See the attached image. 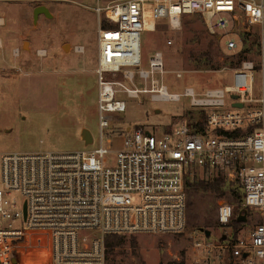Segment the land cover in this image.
I'll return each instance as SVG.
<instances>
[{
    "label": "built area",
    "instance_id": "built-area-1",
    "mask_svg": "<svg viewBox=\"0 0 264 264\" xmlns=\"http://www.w3.org/2000/svg\"><path fill=\"white\" fill-rule=\"evenodd\" d=\"M92 1L98 145L74 153L0 155V264H106L107 236L181 235L186 180L195 172L238 184L242 207L259 218L244 239L195 240V263L264 264V0ZM188 16L202 18L230 55H247L224 87L169 93L160 52L141 68L142 33L163 23L174 31ZM253 35L258 41L251 51L242 39ZM141 97L152 103L188 99L205 113L202 133L186 120L160 134L136 126L124 132L119 150L105 146L104 132L114 115L125 113V99L141 104ZM232 219L231 206L218 207L222 228Z\"/></svg>",
    "mask_w": 264,
    "mask_h": 264
},
{
    "label": "rangeland",
    "instance_id": "rangeland-1",
    "mask_svg": "<svg viewBox=\"0 0 264 264\" xmlns=\"http://www.w3.org/2000/svg\"><path fill=\"white\" fill-rule=\"evenodd\" d=\"M41 7L48 10L49 17L34 15ZM95 7L92 0H0V155L74 153L98 145ZM242 40L251 51L256 49L257 35ZM140 44L142 69H148V59L155 52L163 54L164 85L173 94L186 88L203 94L224 87L235 68L231 63L239 61L196 16L183 18L174 31L163 23L154 33L144 32ZM246 58L242 55L240 61ZM125 101V113L114 115L104 132L103 143L112 150H119L128 128L141 126L160 134L183 120L204 124L205 113L191 108L188 99L152 103L141 97V104L135 99ZM82 130L90 132L91 145L81 140ZM216 176L195 172L189 179L210 181ZM220 176L225 179L222 195L186 188L183 234L124 237L118 248L107 253L106 264H196L195 240L217 242L224 235L230 237V230L218 223V207L227 204L235 213L239 206L235 196L239 195V185ZM258 223L257 211L248 210L236 238H246Z\"/></svg>",
    "mask_w": 264,
    "mask_h": 264
},
{
    "label": "trees",
    "instance_id": "trees-1",
    "mask_svg": "<svg viewBox=\"0 0 264 264\" xmlns=\"http://www.w3.org/2000/svg\"><path fill=\"white\" fill-rule=\"evenodd\" d=\"M256 43V42H255ZM243 54H239L238 58L239 61L237 63L232 62L231 65L233 67H238L239 63L241 62V56ZM206 66L213 68L214 66H211L209 64H206ZM194 128L197 129V133H202L203 125H194ZM194 187L197 190H202L205 192H213L216 195H222L224 193V188H225V179L221 177L220 175L216 176V178H213L210 181H200L197 180L196 177L191 179L186 180V188H191ZM237 198H239V206L234 213L233 211V219L231 224L227 227V229L230 230L231 234L230 237L233 239L236 238L237 234L241 230V227L243 226L244 221L243 219H247L248 215V209L242 207V193L239 192V195H235ZM124 240V237L122 236H117V235H111L107 236L105 239L106 242V248H107V253L110 250H114L115 248H118ZM131 245H134L133 241L131 242ZM134 247V246H132Z\"/></svg>",
    "mask_w": 264,
    "mask_h": 264
},
{
    "label": "water",
    "instance_id": "water-1",
    "mask_svg": "<svg viewBox=\"0 0 264 264\" xmlns=\"http://www.w3.org/2000/svg\"><path fill=\"white\" fill-rule=\"evenodd\" d=\"M40 10H44V12H45L46 14H49V12L47 11V9L41 7V8H38V9L35 10L34 15L36 16L37 14H39V11H40ZM48 16H49V15H48ZM238 107H240V106H238ZM156 113H159V112L156 111ZM80 138H81V140L85 143L86 146H89V145H91V144L93 143V138H92L90 132L87 131V130H82L81 135H80ZM242 221H245V219H243ZM205 236H206V237H209V236H210V233L206 231V232H205ZM222 240H225V236L222 238ZM245 257H246V256H244V258H245ZM161 264H163V263H161Z\"/></svg>",
    "mask_w": 264,
    "mask_h": 264
},
{
    "label": "flooded vegetation",
    "instance_id": "flooded-vegetation-1",
    "mask_svg": "<svg viewBox=\"0 0 264 264\" xmlns=\"http://www.w3.org/2000/svg\"><path fill=\"white\" fill-rule=\"evenodd\" d=\"M36 9H38V8H36ZM36 9H35V10H36ZM45 9H46V8H45ZM35 10H34V12H35ZM47 11H48V10H47ZM39 14H42V15H44V16H46V17H49V16H48L49 14H46V13L44 12V10H40V11H39Z\"/></svg>",
    "mask_w": 264,
    "mask_h": 264
},
{
    "label": "bare ground",
    "instance_id": "bare-ground-1",
    "mask_svg": "<svg viewBox=\"0 0 264 264\" xmlns=\"http://www.w3.org/2000/svg\"><path fill=\"white\" fill-rule=\"evenodd\" d=\"M40 54H42V55H43V53H40Z\"/></svg>",
    "mask_w": 264,
    "mask_h": 264
}]
</instances>
